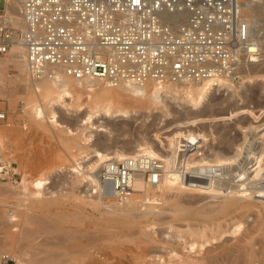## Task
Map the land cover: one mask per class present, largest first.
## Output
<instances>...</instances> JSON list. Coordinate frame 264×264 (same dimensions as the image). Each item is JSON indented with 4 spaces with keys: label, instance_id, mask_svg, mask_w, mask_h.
Here are the masks:
<instances>
[{
    "label": "rangeland",
    "instance_id": "374dc122",
    "mask_svg": "<svg viewBox=\"0 0 264 264\" xmlns=\"http://www.w3.org/2000/svg\"><path fill=\"white\" fill-rule=\"evenodd\" d=\"M11 1L5 0L4 7ZM22 1H16L18 7ZM262 1L263 6L254 9L261 22V51L247 59L249 64L256 60L259 67L252 66L260 70L240 72L241 78L225 81L208 101L182 99L179 84L153 83L148 94L136 96L107 83L78 91L76 81L71 95L60 100L44 86H29V71L16 68L17 47L0 54V108L9 117L0 124V260L7 264H198L232 250L230 260H237L235 264H264V155L257 162L264 144ZM250 2L244 0L246 12L252 8ZM8 11L6 21L20 30V16L15 21L10 7ZM37 106L43 107L44 116L36 114ZM89 114L90 121L85 118ZM194 132L202 139L194 152L188 151L193 155L186 167L175 151L186 148L180 144L181 134ZM96 149L110 155L142 149L169 156L164 163L167 168L173 165L176 175L147 190L135 189L129 201L118 202L104 195L103 185L89 179L108 161L125 157L101 160ZM39 179L46 182L41 190L34 184ZM212 179L227 182L228 187L208 185ZM194 180L203 182L204 188H192ZM231 189L241 194L235 197ZM225 198L233 200L229 211L221 212Z\"/></svg>",
    "mask_w": 264,
    "mask_h": 264
},
{
    "label": "built area",
    "instance_id": "2783aa9c",
    "mask_svg": "<svg viewBox=\"0 0 264 264\" xmlns=\"http://www.w3.org/2000/svg\"><path fill=\"white\" fill-rule=\"evenodd\" d=\"M243 3L23 0L25 27L0 26V54L20 43L34 78L63 70L76 80L98 78L109 85L237 81L244 61L261 51ZM8 119L0 108V124ZM138 172L149 185L158 184L163 161L146 154L108 161L101 173L104 195L129 201Z\"/></svg>",
    "mask_w": 264,
    "mask_h": 264
},
{
    "label": "bare ground",
    "instance_id": "6f19581e",
    "mask_svg": "<svg viewBox=\"0 0 264 264\" xmlns=\"http://www.w3.org/2000/svg\"><path fill=\"white\" fill-rule=\"evenodd\" d=\"M16 1H20V0H12L11 2L12 3H8L9 5L6 7V10H5V14L3 15V16H0V26H2L3 24H9V18H10V16H8V14H10V12L8 11V8L10 7V9H11V11H12V14L13 15H15V16H13L14 17V19H15V21H18L17 20V17L18 16H20V18H21V20H20V25H21V27L22 28H24L25 27V24H24V21L22 20V15H21V8H22V4H21V6L20 7H18L17 6V2ZM249 1L250 0H248V4H249ZM23 2V1H22ZM262 0H251V2H250V4L252 3V8L249 10V12H246L245 10H247L248 8H247V4L246 5H244V3H243V17H244V19H246L249 23H250V26H251V35H252V38L253 39H255V40H257L260 44H261V46H262V39H261V37L262 36H260V31L262 30L261 28L259 29V27H260V24L259 23H261L260 21H259V19L260 18H258V17H255V12H254V9H255V7L257 8V6L258 7H262L263 6V4H262ZM17 3V4H16ZM261 9V8H260ZM253 15H252V14ZM260 14H261V12H260ZM11 15V14H10ZM254 16V17H253ZM6 20H8V21H6ZM13 20V19H12ZM262 26V25H261ZM263 27V26H262ZM264 30V29H263ZM262 32V31H261ZM262 34V33H261ZM14 47H17L16 48V52H15V54L13 55V56H16L14 59L16 60L15 61V64H16V68L17 69H19V71H21V72H24L25 71V69L26 70H28L29 71V69H28V64H27V61H26V53H25V50H24V47L20 44V43H18V44H15L14 45ZM253 57H255V56H253ZM261 59V58H260ZM258 60V59H257ZM262 63V62H261ZM2 65V61L0 60V66ZM252 65H258V62H256V60H255V62H252L251 61V63L249 64V62H247V60L246 61H244V63H243V66L241 67V69H240V72H244V71H246V72H248L249 71V73L251 72L252 73V71H254L255 69H254V67L252 66ZM260 65V64H259ZM259 65H258V67H259ZM262 65V64H261ZM263 66V65H262ZM261 66V67H262ZM248 67V68H247ZM260 70V69H259ZM259 70H255V71H259ZM30 73V72H29ZM255 73H257V72H255ZM31 75V74H30ZM246 75H248V74H246ZM32 76V75H31ZM46 82V83H43V82ZM73 81H76V83H77V87H76V90H81V89H93V90H95V88H97L98 86H101L102 84H104V83H106L105 81H103V80H101V79H98V78H85V79H82V80H76V79H73L72 77H70L69 75H67V74H65V72L63 71V70H58L57 72H56V74L54 75V76H51V78L49 77V76H47V75H43L42 77H40V78H34L33 76L30 78V83H28L29 84V86L31 87V88H34V87H40V86H44V88H45V90H50V91H52V94H53V92H54V94L56 93V96H57V98L58 99H64L65 97H68V96H70L71 95V89H72V87H73ZM226 81V80H225ZM225 81H221V82H219V83H217V84H214V83H211V82H208V83H203V84H199V83H178L179 85H181V87H179L178 88V95L180 96V97H182V99H201V101H208L211 97H212V95L215 93V92H217L220 88H222V85H223V83H225ZM108 84V83H107ZM151 84H153V83H148V84H146V85H144V86H140V85H136V84H133V83H127V82H124V83H120V84H118V85H112V86H117V87H119V89L121 88L123 91H125V92H127L128 94L130 93V94H133V95H136V96H145L146 94H148V92H149V88H150V85ZM230 84H232V83H230ZM100 89V88H99ZM160 90L159 91H162V87H160L159 88ZM38 90V89H37ZM97 90V89H96ZM102 91H103V89H102ZM57 99V100H58ZM63 101V100H62ZM59 104V103H58ZM43 108V107H42ZM42 108L41 107H39V106H37V107H35L34 109H35V112H36V114H41L42 115V113H43V110H42ZM45 111V110H44ZM45 113V112H44ZM43 113V114H44ZM46 114V113H45ZM51 114H52V111H51ZM92 114V113H91ZM42 116H44V115H42ZM54 119H55V121L57 120V114H56V112H54L53 111V114L51 115ZM50 116V118H52ZM86 116V115H85ZM41 117V116H40ZM84 117V116H83ZM85 118H87L88 119V121H90V119L92 118L91 116H90V114L88 115V117H85ZM53 119V120H54ZM86 119V120H87ZM85 120V121H86ZM51 121H52V119H51ZM54 121V122H55ZM58 121V120H57ZM181 135H183V139L180 141V144L182 145V146H184V147H186L185 149H183V150H181V149H178V151L176 150L175 151V154H178L179 155V157H181L180 159H182V163L183 164H185L184 166H188V165H190L191 164V162H192V160H191V156L193 155L192 153H188V151H193L194 152V150H195V146L201 141V139L202 138H200L199 136H202L201 134H199V133H196V132H194V134H193V136H192V133H187V134H185V133H182ZM203 137H205V135L203 136ZM255 141H258V140H255ZM180 145V146H181ZM251 147V146H250ZM253 148V147H252ZM254 150H252V153H254L253 152ZM239 152V151H238ZM257 152V151H256ZM146 154V155H149V156H151V157H155V156H157V157H159L160 159H162V161H163V172H162V175H161V178H160V181H161V179H166L168 176L169 177H172V176H170V174L171 175H176V174H174V173H172V171L174 172L175 171V169H174V166L172 165L171 167L169 166L168 168L166 167V164L164 163V161H167L168 162V160H169V156H167V157H165V156H161V155H159V154H157V153H155V152H152V151H148V152H144V151H142V149H138L137 151L136 150H134V152L133 151H131V153L129 152H124V151H116L115 152V155H110L108 152H103V151H100V150H97L96 149V155L97 156H99L100 158H101V160H106V159H110V158H113V157H115V158H127V157H135V156H137V155H139V154ZM237 153V152H236ZM236 153L234 154V156L236 155ZM258 153V154H257ZM256 154H257V162L260 160V159H263V155H264V144L262 145V147H261V149H259V151L257 152ZM259 153H260V155H259ZM238 155H239V153H237ZM221 156H222V154H221ZM232 156V155H231ZM237 156V155H236ZM157 157H155V158H157ZM225 158H226V156H224ZM223 157V158H224ZM230 157V156H229ZM219 159V161H220V159L221 158H218ZM228 158H226V160H227ZM233 159V158H232ZM236 159V158H235ZM223 160H225V159H223ZM229 160H231V159H228V161ZM222 162H224V161H222ZM173 163V162H172ZM179 163V162H178ZM177 163V164H178ZM174 164V163H173ZM183 166V167H184ZM206 167H207V165H206ZM221 167V166H220ZM223 167V166H222ZM170 168V169H169ZM242 168V167H241ZM1 169H3V166H2V164H1V159H0V170ZM174 169V170H173ZM178 169V168H177ZM218 169V168H217ZM179 171V170H178ZM216 171H218V170H216ZM171 172V173H170ZM101 173H102V171L101 170H97V171H95L94 173H93V176L92 177H90V179H89V181L91 182V183H93V184H95V185H97V186H100L101 187V185H102V180H101ZM175 173H176V171H175ZM178 173V172H177ZM224 174V173H223ZM178 175V174H177ZM172 178H174V177H172ZM201 179V178H200ZM188 180V179H187ZM213 180V181H212ZM212 180H209V181H207V182H209L208 183V185L209 184H216V185H218L219 186V188H221V187H228L227 185H228V183L226 182H220V181H217L216 179L214 180V179H212ZM172 181H175V179L173 180L172 179ZM168 182H170V180H168ZM21 183V182H20ZM46 182L44 181V180H41V179H39V180H36L35 182H34V184H35V186H37V187H39L40 188V190L42 189V187L44 186V184H45ZM174 183V182H173ZM190 183V182H189ZM188 183V184H189ZM191 183H192V188H197V187H195V186H200L201 188L205 185H201V184H203V182L201 183V184H198V182H195V180L192 182L191 181ZM172 184V183H171ZM184 184V183H183ZM212 184H211V186H212ZM22 185H23V187L26 185V182L24 183V182H22ZM184 185H187V183H185ZM191 185V184H190ZM151 187L153 186V185H150ZM149 186V184L147 183V181H146V179H145V173H143V172H138V174L136 175V180H135V183H134V187H135V189L137 190V189H141V190H147L148 189V187H150ZM154 186H155V184H154ZM178 186V185H177ZM188 186V185H187ZM213 186H215V185H213ZM221 186V187H220ZM150 187V188H151ZM181 187V186H180ZM38 188V189H39ZM44 188V187H43ZM174 188V187H173ZM183 188V187H182ZM204 188V187H203ZM217 188V187H216ZM197 189H199V188H197ZM202 190V189H201ZM149 191V190H148ZM203 191V190H202ZM217 191H219L218 190V188H217ZM145 192V191H144ZM229 192H233V194L235 193L236 194V196L235 195H233V196H235V197H237L238 195H240L241 194V191L240 190H238V189H231ZM216 193V192H215ZM232 196V197H233ZM211 197H212V195H211ZM230 197V196H229ZM234 197V198H235ZM221 200V199H220ZM232 200H233V198H225V202H224V204L222 205V207L220 206V210L221 209H225V210H227L226 212H228L229 210H228V207H229V203H231L232 202ZM200 201V200H199ZM220 204V203H219ZM218 204V205H219ZM208 206V205H207ZM177 208H178V205H177ZM218 208V207H217ZM227 208V209H226ZM219 210V211H220ZM224 211V210H223ZM157 212V211H156ZM204 212V211H203ZM221 212H222V210H221ZM225 212V211H224ZM209 213V212H208ZM159 214V213H158ZM211 214V213H210ZM222 215V214H221ZM207 216V215H206ZM219 216V215H218ZM208 217V216H207ZM215 220H217V219H215ZM208 221V220H207ZM219 224H220V222H219ZM222 224V223H221ZM214 225V224H213ZM207 226V225H206ZM209 226V225H208ZM225 226H226V223H225ZM228 226V225H227ZM226 226V227H227ZM212 227V226H211ZM216 227V226H215ZM220 227V226H219ZM223 227V226H222ZM197 228V227H196ZM194 229V231L196 232V233H198V234H200V232H197V230L198 229ZM201 228V227H200ZM207 228V227H206ZM209 228V227H208ZM221 229H223V228H221ZM204 230H205V227H204ZM213 230V229H212ZM211 230V231H212ZM214 230H216V229H214ZM192 231V230H191ZM207 232V231H206ZM209 232V231H208ZM207 232V234H210L211 235V233H208ZM214 232V231H213ZM216 232V231H215ZM192 234V233H191ZM194 234V233H193ZM197 235V234H196ZM201 235V234H200ZM206 234L204 233V234H202V237L203 236H205ZM198 237H201V236H199V235H197ZM207 236V235H206ZM245 236H247V235H245ZM244 237V236H243ZM204 238V237H203ZM209 238V237H208ZM200 240V239H199ZM205 240V239H204ZM239 241H240V239H238ZM241 240H243L242 238H241ZM246 240V239H245ZM245 240L243 241V242H245ZM197 242V241H196ZM195 242V243H196ZM222 243V242H221ZM246 243V242H245ZM236 244V243H235ZM239 244H241V243H238V245L237 246H240ZM244 244V243H243ZM193 246V245H192ZM228 246V245H227ZM232 246V245H231ZM236 246V245H235ZM241 246H243V245H241ZM240 246V247H241ZM234 248V247H233ZM232 248V249H233ZM236 248V247H235ZM235 248H234V250H235ZM239 248V247H238ZM209 249V248H208ZM211 249H213V248H211ZM229 249V248H228ZM231 249V248H230ZM229 249V250H230ZM240 249V248H239ZM226 250V249H225ZM238 250V249H237ZM231 251V252H230ZM230 251H228L227 250V253H221V255H219V254H217V256H215V254H214V256H213V258L211 257V259L208 261V259L206 260L207 262H205V260H203L202 259V262H205V264L207 263V264H235L236 262H237V260L236 259H234V260H236L235 262H232L231 260H232V258H230L231 257V255L233 254V252H232V250H230ZM223 252H225V251H223ZM237 252V251H236ZM235 252V253H236ZM245 252V251H244ZM247 252V251H246ZM250 252L251 251H249V254H250ZM231 253V254H230ZM240 253V252H239ZM238 253V257H239V254ZM242 253V252H241ZM252 253V252H251ZM243 254V253H242ZM241 254V255H242ZM247 254V253H246ZM263 254V253H262ZM219 255V256H218ZM201 256V255H200ZM236 256H237V254H236ZM247 256H248V254H247ZM244 257V256H243ZM195 258V257H194ZM198 258V257H197ZM200 258V257H199ZM234 258H235V254H234ZM239 258H241V256L239 257ZM238 258V259H239ZM249 258V257H248ZM247 257H246V259H248ZM252 258V257H251ZM261 258H263V256L261 257ZM201 259V258H200ZM231 259V260H230ZM242 259V258H241ZM192 260V259H191ZM199 260V259H198ZM197 260V261H198ZM260 260V259H259ZM263 260H264V258H263ZM195 262H196V259L194 260ZM194 261H192V262H194ZM201 260H199L198 261V264H200V263H202V262H200ZM240 261V260H239ZM238 261V262H239ZM248 261V260H247ZM251 261H253V259L252 260H250V262ZM258 261V260H257ZM187 262V261H186ZM194 262V263H195ZM200 262V263H199ZM256 262V261H255ZM261 262V261H260ZM191 263V262H190ZM197 263V262H196ZM195 263V264H196ZM240 263V262H239ZM241 263H242V261H241ZM240 263V264H241ZM188 264V263H187ZM202 264H204V263H202ZM255 264V263H254ZM258 264V263H257ZM261 264H263L262 262H261Z\"/></svg>",
    "mask_w": 264,
    "mask_h": 264
},
{
    "label": "crops",
    "instance_id": "0c3cea01",
    "mask_svg": "<svg viewBox=\"0 0 264 264\" xmlns=\"http://www.w3.org/2000/svg\"><path fill=\"white\" fill-rule=\"evenodd\" d=\"M8 4V3H7ZM6 5L5 0H0V10H6V7H4ZM9 5V4H8ZM7 5V6H8ZM0 16H3L0 14ZM0 264H7L6 262H4L3 260H0Z\"/></svg>",
    "mask_w": 264,
    "mask_h": 264
}]
</instances>
